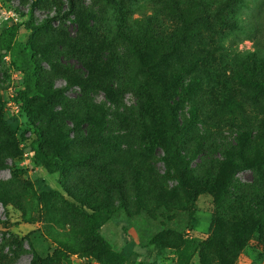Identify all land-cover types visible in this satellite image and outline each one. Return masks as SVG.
Here are the masks:
<instances>
[{
	"label": "rangeland",
	"instance_id": "374dc122",
	"mask_svg": "<svg viewBox=\"0 0 264 264\" xmlns=\"http://www.w3.org/2000/svg\"><path fill=\"white\" fill-rule=\"evenodd\" d=\"M216 1L0 0V264H264V43Z\"/></svg>",
	"mask_w": 264,
	"mask_h": 264
},
{
	"label": "trees",
	"instance_id": "16d2710c",
	"mask_svg": "<svg viewBox=\"0 0 264 264\" xmlns=\"http://www.w3.org/2000/svg\"><path fill=\"white\" fill-rule=\"evenodd\" d=\"M241 0H222L221 2H217L214 4L213 8L207 12L206 14V23L210 27L211 31H215L213 21L218 22L225 29L234 28V8L233 5L237 4ZM255 9L257 10V15L254 17L252 21V28L255 30L257 34L262 35L263 38H257V42L262 44L264 43V0H256L255 1ZM219 34H223L224 31L218 30ZM20 34V29L16 25H11L0 30V57L6 55L8 51H10ZM19 98L25 103L26 94L19 93ZM168 98V97H167ZM27 113H30L29 107H25ZM31 117V116H30ZM39 131V129L37 128ZM96 216L94 218H97ZM161 243L158 240H153L147 246H145L147 254L150 256L153 255L156 251L161 248ZM112 256L115 259H119V262H124L125 257L120 255L117 252H112Z\"/></svg>",
	"mask_w": 264,
	"mask_h": 264
}]
</instances>
